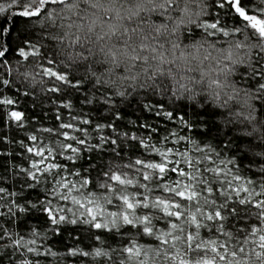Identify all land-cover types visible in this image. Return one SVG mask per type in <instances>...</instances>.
<instances>
[{
    "label": "snow or ice",
    "instance_id": "1",
    "mask_svg": "<svg viewBox=\"0 0 264 264\" xmlns=\"http://www.w3.org/2000/svg\"><path fill=\"white\" fill-rule=\"evenodd\" d=\"M0 264H264V0H0Z\"/></svg>",
    "mask_w": 264,
    "mask_h": 264
}]
</instances>
